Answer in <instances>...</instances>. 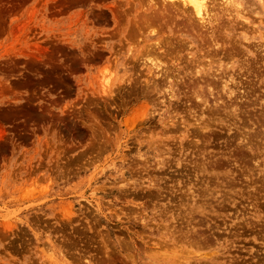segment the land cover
<instances>
[{"label": "rangeland", "instance_id": "rangeland-1", "mask_svg": "<svg viewBox=\"0 0 264 264\" xmlns=\"http://www.w3.org/2000/svg\"><path fill=\"white\" fill-rule=\"evenodd\" d=\"M217 1L209 3L215 8ZM163 3L0 0V264H181L183 257L182 264H264V157L260 163L250 158L242 139L244 122L253 118L263 129L258 137L264 136V0H243L238 11L208 4L212 14L197 17L208 21L204 28L189 7L178 3V14L176 5ZM143 18L159 22L146 28ZM169 39L186 46H168ZM152 40L159 46L150 47ZM150 59L168 69L166 75L145 65ZM177 64L196 65L193 71L209 73L212 81L221 78L202 91L221 106L201 117L195 107L198 118L189 114L190 93L173 76ZM234 99L242 104L231 106ZM258 175L260 184H251Z\"/></svg>", "mask_w": 264, "mask_h": 264}, {"label": "bare ground", "instance_id": "bare-ground-1", "mask_svg": "<svg viewBox=\"0 0 264 264\" xmlns=\"http://www.w3.org/2000/svg\"><path fill=\"white\" fill-rule=\"evenodd\" d=\"M140 1H142V2L144 1V3H145V0H140ZM147 1H148V2H149V1H152V2H153V0H147ZM154 1H160L161 3L164 2L165 4H168V3H169L168 5H165V4L163 3V5L168 6V7L171 6L170 4H172V5L174 4L173 6L175 7V5H176L175 9H176L177 12H178V10H179L180 8L183 7V5H185V6H187V7L190 8V10L192 11V12H191L192 14H195V15H196V18H195V19H194L195 16H193V18H191V19H193V20H195V21H196V20H198V21H200V20H204V19H205V14L207 13V11L209 10V13H211V12H210V9L213 10L212 8H214V7H212L211 4H210V3H213V5H214V2H212V0H154ZM213 1H214V0H213ZM215 1H216V0H215ZM209 2H210V3H209ZM178 3H180V6H181V4H182L181 7L178 5L180 8L177 7V4H178ZM219 3H220V4H223L222 6H225V7H228V8H229V7H234V8L236 9L237 7H240V6H241V4L243 3V0H219ZM219 3H218V1L215 2L216 5L219 4ZM146 4H147V2H146ZM146 4H145V5H146ZM153 4H155V3H153ZM208 4H210L209 6H211V8L209 7L210 9L207 8ZM155 5H156V4H155ZM169 5H170V6H169ZM216 5H215V8L217 7ZM142 6H143V5H142ZM146 6H148V5H146ZM150 6H151V5H150ZM152 6H153V5H152ZM159 6L163 9V7H162L161 5H159ZM148 7H149V6H148ZM154 7H155V6H154ZM168 7H166V8H168ZM187 7H186V8H187ZM220 7H221V5H220ZM140 8H141V7H140ZM140 8H139V9H140ZM150 8H152V7H150ZM155 8H156V7H155ZM164 8H165V7H164ZM166 8H165V9H166ZM171 8H172V6H171ZM171 8H169V9H171ZM189 8H188V10H189ZM215 8H214V9H215ZM159 9H160V8H159ZM165 9H164V10H165ZM222 9H223V7H222ZM232 9H233V8H232ZM141 10H142V8H141ZM166 10H168V9H166ZM188 10H187V11H188ZM190 10H189V11H190ZM216 10H217V9H216ZM225 10H226V8H225ZM227 10H228V9H227ZM236 10H237V9H236ZM238 10H239V8H238ZM238 10H237V11H238ZM149 11H150V10H149ZM154 11L157 12L158 9H157V11H156V10H154ZM168 11H169V10H168ZM168 11H167V12H168ZM181 11H182V10H181ZM219 11H220V10H219ZM231 11H232V10H231ZM241 11H242V10H241ZM151 12H152V9H151ZM151 12H150V13H151ZM167 12H166L165 15H164V14H162V13H164V12L161 11L160 15L162 14V16L165 17L166 15L169 14V13H167ZM174 12H175V10H173L172 13L174 14ZM212 12H213V11H212ZM172 13L170 12L171 16H172ZM182 13H183V12H182ZM186 13H187V12H186ZM178 14H180V13L178 12ZM183 14H184V13H183ZM183 14H181V16H182ZM211 14H212V13H211ZM141 15H142V14H140V16H141ZM148 15H149V14H148ZM150 15H151V14H150ZM150 15H149V16H150ZM154 15H156V13H155ZM188 15H190V14H188ZM197 15H198V16H197ZM207 15H208V14H206V17H207ZM233 15H234V14H233ZM157 16H158V20L160 19L159 17H162V16H159V14H157ZM163 17H162V18H163ZM169 17H170V15L167 16L166 20H167ZM189 17H191V16H188V18H189ZM197 17H199L200 20L197 19ZM208 17H209V16H208ZM234 17H235V16H234ZM151 18H154V17L151 15V16H150V19H151ZM170 18H171V17H170ZM174 18H175V17H174ZM180 18H181V17H179V19H180ZM210 18H211V17H210ZM210 18H209V19H210ZM143 19L145 20L146 18H143ZM156 19H157V18H156ZM156 19H155V20H156ZM164 19H165V18H164ZM171 19H172V18H171ZM176 19H177V18H176ZM176 19H175V20H176ZM213 19L215 20V18H213ZM144 20H142V21H143V24H144ZM151 20H152V19H151ZM155 20L153 19V22L151 21L150 24H151V23H154ZM158 20H156V21H158ZM169 20H170V19H169ZM181 20H182V19H181ZM245 20H246V19H245ZM147 21H148V18L146 19V22H145L146 24H148V26L146 25L145 27H146V28H149V27L151 28V26H149L150 24L147 23ZM164 21H165V20H164ZM172 21H173V19H172ZM187 21H188V20H187ZM195 21H192V22H191V20H190V21H189V22H190L189 24H191V23H192L193 25L195 24L194 28L196 27V28L198 29L199 27H197V26H199V25H196V24H198V23H194ZM158 22H159V21H158ZM167 22L169 23L168 20H167ZM167 22H166V23H167ZM179 22H180V21H178V23H179ZM200 22H201V21H200ZM202 22L205 23V22H208V21H202ZM202 22H201V23H202ZM174 23L176 24V21H175ZM178 23H177V24H178ZM180 23H182V21H181ZM184 23H185V22H184ZM154 24H155V23H154ZM189 24H188V25H189ZM141 25H142V22H141ZM151 25H153V24H151ZM156 25H157V24H156ZM156 25H155V26H156ZM161 25H162V24H161ZM185 25H186V24H185ZM185 25H183V23H182V25H180V26L183 27V26H185ZM203 25H204V24L202 23V27H203ZM223 25H224V24H223ZM158 26H159V25H158ZM166 26H167V25H166ZM180 26H179V27H180ZM204 26L206 27V25H204ZM145 27H142V28H145ZM174 27H175V26H174ZM189 27H190V25H189ZM202 27H201V24H200V28H202ZM146 28H145V29H146ZM153 28H154V25H153V27H152L151 29H153ZM183 28H184V27H183ZM196 28H195V29H196ZM203 28H204V27H203ZM179 29H180V28H179ZM179 29H178V30H179ZM189 29H190V28H189ZM143 30H144V29H143ZM175 30H176V31H175ZM190 30H191V29H190ZM198 30H199V29H198ZM203 30H204V29H203ZM174 31L177 32V29H174L173 32H174ZM200 31H202V30H200ZM204 31H205V30H204ZM204 31H202L203 34L205 33ZM145 32H146V30H145ZM148 32H151V31H148ZM162 32H163V31H162ZM173 32H172V33H173ZM188 32H189V31H188ZM191 32H192V31H191ZM191 32H190V33H191ZM196 32H197V31H196ZM206 32H207V30H206ZM207 33H208V32H207ZM207 33H205V34L207 35ZM173 34H174V33H173ZM192 34H193V33H192ZM197 34H199V32H198ZM209 35H210V34H209ZM209 35H208V36H209ZM175 36H176V35H175ZM201 36L204 37V35H201ZM146 37H147V36H146ZM170 37H172V36H170ZM170 37H169V38H170ZM210 37H211V36H210ZM144 38H145V37H144ZM177 38H178V37H177ZM185 38H187V37H185ZM204 38H205V37H204ZM166 39H168V38H166ZM146 40H147V39H146ZM157 40H158V38H157ZM159 40H160V39H159ZM169 40H170V39H169ZM177 40H178V39H177ZM152 41H153V42H151V41L148 42V43L150 44V47H151V45H155V46L157 47L158 42L156 41L155 44H154V40H152ZM180 41H181V40H180ZM184 41H185V40H184ZM187 41H188V39H187ZM146 42H147V41H146ZM166 42H167V41H166ZM190 42H191V41H190ZM207 42H208V41H207ZM211 42H212V40H211ZM211 42H208V43H211ZM152 43H153V44H152ZM156 43H157V45H156ZM169 43L172 44L174 47L177 46V45H178L177 47H179V45H181V43H184V45L186 46L185 42H181V43L179 42V44L176 45V43H177V41H176V42H175V45H174V43L170 40V42H168V46H171V45H169ZM187 43H188V42H187ZM193 43H194V42H193ZM236 43H237V42H236ZM166 44H167V43H166ZM204 44H205V43H204ZM205 45H206V44H205ZM211 45H212V44H211ZM155 46H152V47H155ZM158 46H159V45H158ZM173 46H171V47H173ZM207 46H208V44L206 45V47H207ZM156 47H155V48H156ZM171 47H170V49H171ZM180 47H181V46H180ZM182 47H183V46H182ZM208 47H209V46H208ZM184 48H185V47H184ZM187 48H188V47H187ZM189 48H190V47H189ZM191 48H192V47H191ZM147 49H148V48H147ZM160 49H161V48H160ZM168 49H169V48H168ZM170 49H169V51H170ZM181 49H182V48H180V50H181ZM209 49H210L209 51H211V50H213L214 48H212V49L209 48ZM166 50H167V49H166ZM216 50H217V49H216ZM132 51H133V49H132ZM145 51H146V50H145ZM163 51H164V50H163ZM163 51H162V52H163ZM174 51H175V49H174ZM200 51H201V50H200ZM203 51H204V50H203ZM218 51H219V50H218ZM138 52H139V51H138ZM138 52H137V53H138ZM179 52H180V51H179ZM212 52H213V51H212ZM160 53H161V52H160ZM166 53H167V52H165V54H166ZM171 53H173V51H172ZM171 53H170V54H171ZM176 53H177V52H176ZM176 53H175V54H176ZM183 53H184V52H183ZM207 53H208V51L206 52V54H207ZM209 53H210V52H209ZM209 53H208V54H209ZM218 53H219V52H218ZM144 54H145V53H144ZM163 54H164V52H163ZM168 54H169V53H168ZM189 54H190V53H189ZM189 54H188V55H189ZM208 54H207V55H208ZM210 54H214V52H213V53H210ZM215 54H217V53H215ZM129 55H130V54H129ZM184 55H185V54H184ZM184 55H183V57H184ZM218 55H219V54H218ZM137 56H138V55H137ZM155 56H157V55H155ZM174 56H175V55H174ZM185 56H186V55H185ZM193 56H194V55H193ZM210 56H211V55H210ZM214 56H215V55H214ZM175 57H176V56H175ZM183 57H180V59H181V58L183 59ZM191 57H192V56H191ZM197 57H198V56H197ZM206 57H207V56H206ZM149 58H150V57H149ZM151 58H152V57H151ZM156 58H157V57H156ZM171 58H172V57H171ZM134 59H135V58H134ZM142 59H143V58H142ZM154 59H155V58H154ZM172 59H173V58H172ZM180 59H179V60H180ZM184 59H185V58H184ZM186 59H187V60H186L187 63H188V62H192V63H193V61H194L192 58H191V59H190V58H186ZM202 59H203V58H202ZM208 59H209V58H208ZM214 59H215V58H214ZM144 60H145V57H144ZM150 60H151V62H150V61H147V62H149V64H147L146 62H144L145 65H148V67L152 68V67H153L152 65L154 64L155 68L158 66V68H157V69H158V70H157L158 73H161V74H163V75H164V74L166 75L168 69H166V68H165V69H162L161 66H160V68H159V65H160L159 63H158L159 65H157L155 60H154L155 62H152V59H150ZM186 61H185V62H186ZM196 61H197V60H196ZM218 61H220V60H218ZM174 62H175V59H174ZM185 62H184V63H185ZM197 62H198V61H197ZM205 62H207V60H205ZM205 62H204V63H205ZM210 62H212V60H211ZM187 63H186V64H187ZM208 63H209V62H208ZM215 63H216V62H215ZM140 64L143 65L142 62H141ZM173 64H174V63H173ZM194 64H197V65H198L199 63H196V62H195ZM167 65H168V64H167ZM177 65H178V64H177ZM177 65H176V66H177ZM179 65H180V64H179ZM179 65H178V67H176L177 73H176V70H175V73H176V74H173V76L175 75V76L177 77V78L175 77V80L178 79V82L176 81V83H177L178 86H179L178 88H180V87H181V88L186 87V88L188 89V92L190 93V94H189V97L187 98V102L190 101V102L188 103V105H187V109H188L189 111H191V110H193V111H192V112H189V114L192 113L191 115H192L194 118H198L197 115H196L197 112H196V110L194 109L195 107H198V106H199V112H198L197 114L201 117L202 114L205 113L204 111H206V113H209L207 110H211V108H213V107H216V108H217V106H221V104H219V102H217V101L215 100V99L217 98V96H216V98H214V97L212 96V98H211L212 100H211L209 97H207V95L203 94V92H202L203 90H206V89H207V88H204V89H203L204 86L211 85V82H210L211 79H210V78H211L212 76H210V78H209V77H208V75H210L209 73H200V72H199L200 69H197V70L193 71L194 68L196 69V67H195L196 65L194 66L193 64H191L190 67H188L189 63H188L187 66H184V64H183V65L180 67ZM205 65H206V64H205ZM205 65H204V66H205ZM143 66H144V65H143ZM164 66H165V65H164ZM263 66H264V64H263ZM165 67H166V66H165ZM163 68H164V67H163ZM167 68H169V67L167 66ZM200 68H201V67H200ZM173 69H174V68H173ZM203 69H204V68H203ZM146 70H147V69H146ZM154 70H155V69H154ZM189 70H190V71H189ZM216 70H217V69H216ZM224 70H225V69H224ZM157 71H156V73H157ZM204 71H205V70H204ZM229 71H230V70H229ZM229 71H227V72H229ZM262 71H263V70H262ZM146 72H147V71H146ZM151 72H152V71H151ZM205 72H206V71H205ZM212 72H213V71H212ZM220 72H221V71H220ZM156 73H155V74H156ZM158 73H157V74H158ZM186 73L188 74L187 80L184 79V77H185L184 74H186ZM191 73L194 74V75L197 74V73H199V74H197V77H194L193 75H191ZM213 73H214V72H213ZM232 73H233V72H232ZM161 74H160V75H161ZM168 74H171V73H168ZM215 74H216V73H215ZM215 74H213V75H215ZM218 74H219V73H218ZM218 74L215 75V76L217 77ZM221 74H222V72H221ZM226 74H227V73H226ZM258 74H259V73H258ZM263 74H264V73H263ZM147 75H148V73H147ZM171 75H172V74H171ZM219 75H220V74H219ZM227 75H228V74H227ZM227 75H226V76H227ZM233 75H234V73H233ZM226 76H223V78L225 77V79H226ZM231 76H232V75H231ZM231 76H229V77H230V78H233V76H232V77H231ZM146 77H147V76H146ZM146 77H145V78H146ZM159 77H160V76H159ZM159 77H158V78H159ZM161 77H162V76H161ZM171 77H172V76H171ZM220 77H222V76H220ZM227 77H228V76H227ZM229 77H228V79H226V80L229 81V80H230ZM153 78H154V77H153ZM155 78H156V77H155ZM165 78H166V77H165ZM173 78H174V77H173ZM218 78H219V77H218ZM256 78H257V77H256ZM166 79H167V78H166ZM212 79H213V77H212ZM153 80H154V79H153ZM153 80H152V83L154 82ZM160 80H161V79H160ZM160 80H159V81H160ZM217 80H218V79H217ZM217 80H215V81H217ZM220 80H221V78H220ZM220 80H218V81H220ZM226 80H223V81L225 82L224 85H227V83H226L227 81H226ZM233 80H234V79H233ZM144 81H145V80H144ZM146 81H147V79H146ZM164 81H165V79H164ZM211 81H212V80H211ZM213 81H214V80H213ZM213 81H212V82H213ZM215 81H214V82H215ZM218 81H217V83H218ZM223 81H222V82H223ZM147 82H148V81H147ZM209 82H210V83H209ZM232 82H233V81H232ZM165 83H167V82H165ZM173 83H174V82H173ZM234 83H235V82H234ZM150 84H151V83H150ZM158 84H159V86H160V83H158ZM158 84H157V85H158ZM161 84H162V83H161ZM213 84H214V85H213ZM213 84H212V87L216 85L215 83H213ZM143 85H146V84L144 83ZM148 85H149V84H148ZM151 85H152V84H151ZM186 85H188V86H186ZM195 85H196V86H195ZM228 85H230V83H229ZM259 85H260V84H259ZM163 86H164V85H163ZM165 86H166V85H165ZM262 86H263V85H262ZM148 87H149V86H148ZM160 87H161V86H160ZM167 87H168V85H167ZM208 87H209V86H208ZM212 87H211V88H212ZM215 87H216V86H215ZM221 87H223V86H220V88H221ZM228 87H229V86H228ZM228 87H227V88H228ZM230 87H231V85H230ZM218 88H219V87H218ZM225 88H226V87H225ZM165 89H166V87H165ZM168 89H169V88H168ZM221 89H222V88H221ZM230 89H232V87H231ZM244 89H245V88H244ZM248 89H249V88H248ZM258 89H259V88H258V86H257L256 90H258ZM260 89H261V88H260ZM166 90H167V89H166ZM184 90H185V89H184ZM210 90H211V89H210ZM223 90H224V89H223ZM167 91H168V90H167ZM182 91H183V90H182ZM225 91H227V89H226ZM242 91H243V90H242ZM259 91H262V90H259ZM186 92H187V91H185V94H187ZM204 92H206V91H204ZM209 92H211V91H209ZM212 92H213V91H212ZM227 92L230 93L229 90H228ZM255 92H256V91H255ZM169 93H170V92H169ZM178 93H179V92H178ZM180 93H181V92H180ZM229 93H228V94H229ZM237 93H238V92H237ZM245 93H246V92H245ZM245 93H244V94H245ZM251 93H252V92H251ZM251 93H250V97H251V95H252L254 92H253L252 94H251ZM210 94H211V93H210ZM216 94H217V93H216ZM233 94H234V93H233ZM261 94H263V93H260L259 95H261ZM165 95H166V94L164 93V96H165ZM167 95H168V94H167ZM208 95H209V94H208ZM211 95H212V94H211ZM211 95H210V96H211ZM224 95H225V94H224ZM239 95H241V94H239ZM245 95H247V94H245ZM253 95H254V94H253ZM160 96H161V95H160ZM183 96H184V95H183ZM190 96H193V98L195 97L194 99H195L197 102L194 103L195 100L193 99V100H192L193 103H191ZM242 96H243V95H241V97H240V96H239V97L242 99ZM262 96H263V95H262ZM218 97H221V96H218ZM231 97H232V96H231ZM231 97L229 96L228 99H231ZM254 97H255V96H254ZM257 97H258V96H257ZM161 98H162V97H161ZM165 98H166V96H165ZM184 98H185V97H184ZM232 98H234V97H232ZM236 98H237V97H236ZM240 98H239V99H240ZM251 98H252V97H251ZM261 98H262V97H261ZM169 99H170V98H169ZM180 99H181V98H180ZM217 99H218V98H217ZM219 99H220V98H219ZM222 99H225V97L223 98V95H222ZM228 99H227V100H228ZM227 100H226V101H227ZM232 100H233V99H232ZM236 100H237V99H234V101H232V102L230 103V105L232 106V103H234V102H236L235 104H239V103L242 104L241 100H237L238 102L240 101L239 103H237ZM242 100L244 101V98H243ZM246 100L249 101V100H248V97H247ZM165 101H166V100H165ZM174 101H175V100H174ZM179 101H181V100H179ZM252 101H254V100L251 99V102H250L251 104H252ZM161 102H162V101H161ZM172 102H173V100H172ZM184 102H185V101H184ZM187 102H186V103H187ZM228 102H229V101H228ZM258 102H259V100H258ZM262 102H263V101H261V103H262ZM164 103H165V102H164ZM250 103H249L248 106H251ZM253 103H254V102H253ZM225 104H227V103H225ZM225 104H224V105L222 104V105L225 106V108H226V105H225ZM235 104H233V105H235ZM244 104L246 105L245 102H244ZM254 104H256V103H254ZM254 104H252V105H254ZM257 104H258V103H257ZM230 105H229V106H230ZM167 106H168V105H167ZM229 106H228V107H229ZM231 106H230V107H231ZM243 106H244V105H243ZM243 106H242V107H243ZM260 106H261V105H260ZM236 107H237V106H236ZM238 107H239V106H238ZM240 107H241V106H240ZM252 107H253V106H252ZM262 107H263V106H262ZM262 107H261V108H262ZM222 108H223V107H222ZM222 108H221V109H222ZM232 108H234V107H232ZM248 108H249V107H248ZM179 109H180V108H179ZM237 109H238V108H237ZM246 109H247V108H246ZM254 109H256V108H254ZM259 109H260V108H259ZM262 109H263V108H262ZM262 109H260V112H261ZM177 110H178V109H177ZM231 110H232V109H231ZM235 110H236V109H235ZM238 110L243 111V110L240 109V108H239ZM244 110H245V109H244ZM178 111H179V110H178ZM197 111H198V110H197ZM213 111H216L215 108H214V110H212V113H214ZM226 111H227V110H226ZM248 111H250V112L252 113L251 109L248 110ZM248 111H246V112L249 114ZM254 111H255V110H254ZM254 111H253V112H254ZM181 112H182V111H181ZM216 112H217V111H216ZM216 112H215V113H216ZM230 112H231V111H230ZM233 112H234V111H233ZM238 112H239V111H238ZM244 112H245V111H244ZM244 112H243L242 114H244ZM218 113H220V112H218ZM221 113H222V112H221ZM221 113H220V114H221ZM223 113H224V112H223ZM225 113H226V112H225ZM225 113H224V114H225ZM258 113H259V111H258ZM181 114H183V113H181ZM187 114H188V113H187ZM226 114H227V113H226ZM226 114H225V115H226ZM177 115H178V114H177ZM217 115L219 116V114H217ZM217 115H216V116H217ZM228 115H230V113H229ZM228 115H227V116H228ZM237 115H238V114H237ZM239 115H240V114H239ZM251 115H252V114H249V118H250V120H253V119H254V120L252 121V124L250 123L251 125H250V124L248 125L247 122H244V126H245L246 129L243 130V131H245V132H242V133H244V134H243L244 136H242V139H243V137H244V139H245V142L243 143V145H245L246 148L248 147L249 150H251V156H249V157L252 158L253 160H255V162H258L259 158H263V157H264V136L262 135L263 133L261 134V137H258L259 132H262L263 129L261 128L262 131L259 130V129H260L259 124L256 123L255 118L252 119V116H253V115H252V116H251ZM261 115H262V112H261V114L259 113V115L257 114V116H261ZM175 116H176V115H174V117H175ZM182 116H183V115H182ZM206 116H207V115H206ZM209 116H210V115H209ZM240 116H243V115H240ZM244 116H246V115L244 114ZM244 116H243V117H244ZM257 116H256V117H257ZM183 117H184V116H183ZM211 117H212V116H211ZM225 117H226V116H225ZM230 117H231V115H230ZM243 117H242V118H243ZM261 117H262V116H261ZM177 118H178V117H177ZM177 118H175V119H177ZM214 118H215V117H214ZM214 118H213V119H214ZM217 118H218V117H217ZM228 118H229V117H228ZM231 118H232V117H231ZM235 118H236V116H235ZM258 118H260V117H258ZM186 119H187V117H186ZM199 119H200V118H199ZM229 119H230V118H229ZM232 119H233V118H232ZM236 119H237V118H236ZM243 119H245V117H244ZM167 120H168V119H167ZM195 120H197V119H195ZM230 120H231V119H230ZM241 120H242V119H241ZM246 120H247V119H246ZM248 120H249V119H248ZM259 120H263V119L260 118ZM259 120H258V121H259ZM168 121H170V120H168ZM172 121H174V120H172ZM172 121H171V122H172ZM176 121H177V120H176ZM176 121H175V122H176ZM211 121H212V120H211ZM224 121H225V120H224ZM233 121H234V123L237 122V121H235V119H234ZM238 121H239V120H238ZM166 122H167V121H166ZM179 122H181V120H180ZM179 122H178V123H179ZM188 122H189V121H188ZM196 122H197V121H196ZM207 122H208V121H207ZM226 122H227V121H226ZM167 123H170V122H167ZM209 123H210V122H209ZM230 123H231V122H230ZM234 123H233V124H234ZM242 123H243V121H242ZM242 123H241L240 125H242ZM255 123H256V124H255ZM261 123H262V121L260 122V124H261ZM170 124H171V123H170ZM173 124H174V123H173ZM179 124H180V123H179ZM193 124H194V123H193ZM225 124H226V123H225ZM227 124H228V123H227ZM263 124H264V123H263ZM202 125H203V124H202ZM177 126H178V125H177ZM192 126H193V125H192ZM192 126H191L192 129H193V127H194V128L196 127V125L193 126V127H192ZM242 126H243V125H242ZM260 126H263V125H260ZM175 127H176V125H175ZM178 127H179V126H178ZM182 127H183V126H182ZM208 127H209V126H208ZM228 127H229V126H228ZM231 127H232V125H231ZM240 127H241V126H240ZM240 127H239V128H240ZM186 128H187V127H186ZM205 128H206V127H205ZM229 128H230V127H229ZM233 128H234V130L236 129V127H233ZM242 128H243V127H242ZM242 128H241V129H242ZM179 129H180V128H179ZM187 129H188V128H187ZM195 129H197V127H196ZM195 129H194V130H195ZM241 129H240V130H241ZM189 130L191 131V129H189ZM201 130H203V129L201 128ZM201 130H200V131H201ZM207 130H208V129H207ZM207 130H206V131H207ZM195 131H196V130H195ZM206 131H204V132H206ZM237 131H238V129H237ZM204 132H203V133H204ZM191 133H193V132H191ZM193 134H194V135H193ZM193 134H191V136H193V138H195V137H194V136H195V132H194ZM189 135H190V134H189ZM197 135H198V134H197ZM197 135H196V137H200V136H199L200 133H199L198 136H197ZM208 135H209V134H208ZM233 135H235V131H234V134H233ZM236 135H237V134H236ZM201 136H204V135L202 134ZM206 136H207V135H206ZM240 136H241V135H240ZM238 137H239V135H238ZM257 138H261V139H257ZM190 139H191V140H190ZM190 139H188V140H190L189 142H191V141L194 140V139H192V137H191ZM197 140H198V139H197ZM235 141H236V140H235ZM238 145H240V144H237V146H238ZM243 145H242V146H243ZM242 146H240L239 150L244 151V150H242V149H243L245 146H244V147H242ZM238 147H239V146H238ZM241 147H242V148H241ZM244 149H245V148H244ZM247 150H248V149H247ZM246 152H247V151H244L243 153L245 154ZM240 153L242 154V156H244L242 152H239V157L241 156ZM248 155H249V154H248ZM207 157H208V156H207ZM246 157H247V156H246ZM240 158H244V157H240ZM252 159H251V160H252ZM248 160H250V159H247L246 161H248ZM263 160H264V159H263ZM240 161H241V160H240ZM243 162H245V161H243ZM252 162H253V161H252ZM252 162L250 161L249 163L252 164ZM258 163H260V162H258ZM244 164H246V162H245ZM247 164H248V163H247ZM251 164H250V165H251ZM255 164H257V163H255ZM248 165H249V164H248ZM250 165H249L248 168H250ZM259 165H261V164H259ZM239 166H240V164H239ZM251 166H255V165H251ZM243 167H244V166H243ZM245 167H246V166H245ZM256 167H257V166H256ZM228 168H229V167H228ZM251 168H252V167H251ZM251 168H250V169H251ZM253 168H255V167H253ZM261 168H262V165H261ZM263 168H264V167H263ZM263 168H262V169H263ZM231 169L233 170V168H231ZM244 169H245V168H244ZM244 169H243V170H244ZM262 169H261V170H262ZM243 170H242V171H243ZM258 170H259V169H258ZM261 170H260V171H261ZM229 171H230V170H229ZM252 171H254V169H253ZM263 171H264V170H263ZM231 172H232V171H231ZM233 172H234V171H233ZM245 172H246V171H245ZM250 172H251V171H250ZM227 173H228V172H227ZM227 173H226V174H227ZM239 173H240V172H239ZM246 173H247V172H246ZM252 173H253V172H252ZM262 173H263V172H262ZM231 174H232V173H231ZM263 174H264V173H263ZM228 175H230V174L228 173ZM235 175H236V174H235ZM253 175L255 176V173H253ZM260 175H261V174H260ZM224 176H225V175H224ZM233 176H234V175H233ZM233 176H232V177H233ZM237 176H240V175H238V172H237ZM241 176H242V175H241ZM241 176H240V177H241ZM246 176H248V175L246 174ZM251 176H252V175H251ZM261 176H262V175H261ZM243 177H244V176H243ZM256 177H257V178H256ZM256 177H255V179L252 178V182H251V184H252V183L254 184L255 181H258V182H259V181H262V178L259 177V175L256 176ZM234 178H235V177H233V179H234ZM246 179H247V178H246ZM223 180H224V179H223ZM230 180H231V179H230ZM241 180H242V179H241ZM244 180H245V179H244ZM237 181H238V180H237ZM239 181H240V180H239ZM247 181H249V180H247ZM218 182H219V181H218ZM223 182H224V181H223ZM225 182H226V181H225ZM230 182H231V181H229V182H227V183H228V184H231L232 182H231V183H230ZM244 182H245V181H244ZM244 182H243V183H244ZM258 182H257V184H258ZM221 183H222V182H221ZM235 183H236V182H235ZM240 183H241V182H239L238 186H240ZM262 183H263V182H262ZM232 184H234V183H232ZM236 184H237V183H236ZM259 184H260V182H259ZM263 184H264V183H263ZM221 185H222V184H221ZM202 186H203V185H202ZM205 186H207V185H205ZM227 186H228V185H227ZM232 186H233V185H232ZM232 186H231V187H232ZM244 186H246V184H245ZM260 186H261V185H260ZM222 187H223V186H222ZM234 187H235V185H234ZM246 188H247V186H246ZM248 188H249V187H248ZM257 188H258V187H257V185H256V189H257ZM195 189H196V188H195ZM214 189H216V188H214ZM214 189H213V190H214ZM231 189H232V188H231ZM238 189H239V187H238ZM241 189H242V188H241ZM198 190H199V189H198ZM224 190H225V189H224ZM232 190H233V189H232ZM234 190H235V189H234ZM249 190H250V189H249ZM263 190H264V189H263ZM193 191H194V190H193ZM219 191H220V189H219ZM253 191H254V190H253ZM258 191H259V190H258ZM208 192H209V191H208ZM239 192H240V191H239ZM255 192H256V191H255ZM255 192H254V193H255ZM215 193H217V192H215ZM224 193H225V192H224ZM229 193H230V192H229ZM229 193H228V194H229ZM244 193H245V192H244ZM219 194H221V193H219ZM256 194H257V193H256ZM262 194H263V193H262ZM188 195H189V194H188ZM221 195H222V194H221ZM232 195H233V194H232ZM245 195H246V194H245ZM245 195H244V196H245ZM248 195H249V194H248ZM251 195H252V194H251ZM253 195H254V194H253ZM263 195H264V194H263ZM223 196H224V195H223ZM255 196H256V195H255ZM259 196H260V194H259ZM181 197H182V196H181ZM190 197H191V196H190ZM236 197H237V196H236ZM248 197H249V196H248ZM257 197H258V195H257ZM226 198H227V197H226ZM263 198H264V197H263ZM191 199H192V198H191ZM205 199H206V197H205ZM207 199L209 200V197H208ZM237 199H238V197H237ZM242 199H244V197H243ZM210 200L212 201V199H210ZM210 200H209V202H210ZM230 200H231V199H230ZM239 200H240V199H238V201H239ZM248 200H250V198H249ZM257 200H258V199H257ZM181 201H182V200H181ZM204 201H205V200H204ZM228 201H229V200H228ZM240 201H241V200H240ZM185 202H186V201H185ZM218 202H219V201H218ZM218 202H217V203H218ZM255 202H256V201H255ZM186 203H187V202H186ZM222 203H223V202H222ZM222 203H221V204H222ZM253 203H254V202H253ZM214 204H215V203H214ZM246 204H247V203H246ZM254 204H255V203H254ZM258 204H259V203H258ZM263 204H264V203H263ZM263 204H262V205H263ZM222 205H224V204H222ZM226 205H227V203H226ZM226 205H224V207H225ZM237 205H238V204H237ZM242 205H243V204H242ZM232 206H233V205H232ZM257 206H258V205H257ZM259 206H261V205H259ZM181 207H182V206H181ZM214 207H216V206H214ZM217 207H219V205H217ZM220 207H221V206H220ZM226 207H227V206H226ZM228 207H229V206H228ZM251 207H252V206H251ZM262 207H264V205H263ZM247 208H248V207H247ZM224 209H225V208H224ZM239 209H240V207H239ZM251 209H252V208H251ZM261 209H262V208H261ZM196 210H197V209H196ZM208 210H210V209H208ZM234 210H235V208H234ZM248 210H250V209H248ZM228 211H230V209H229ZM240 211H241V210H240ZM242 211H243V210H242ZM250 211H251V210H250ZM252 211H253V210H252ZM201 212H202V211H201ZM203 212H204V211H203ZM232 212H233V211H232ZM234 212H235V211H234ZM190 213H191V212H190ZM210 213H212V212H210ZM228 213H229V212H228ZM246 213H247V211H246ZM263 213H264V212H263ZM204 214H205V213H204ZM206 214H207V213H206ZM214 214H215V213H214ZM231 214H232V213H231ZM193 215H195V214H193ZM226 215H227V214H226ZM248 215H250V214H248ZM251 215H252V214H251ZM188 216H189V215H188ZM190 216H191V218H192V215H190ZM198 216H199V215H198ZM210 216H211V214H210ZM201 217H202V216H201ZM246 217H247V215H246ZM253 217H254V216H253ZM263 217H264V216H263ZM185 218H186V217H185ZM185 218L183 217V219H185ZM211 218H212V216H211ZM170 219H171V218H170ZM180 219L182 220V217H181ZM180 219H179V220H180ZM206 219H207V218H206ZM212 219H213V218H212ZM248 219H249V218H248ZM256 219H257V218H256ZM197 220H199V218H198ZM197 220H195V222H196ZM204 220H205V219H204ZM238 220H239V218H238ZM238 220H237V221H238ZM246 220H247V219H246ZM251 220H252V219H250L249 221H251ZM259 220H260V219H259ZM223 221H224V220H223ZM230 221H231V220H230ZM239 221H240V220H239ZM252 221H253V220H252ZM257 221H258V220H257ZM179 222H181V221H179ZM195 222H194V223H195ZM198 222H200V221H198ZM202 222H204V221H202ZM208 222H209V221H208ZM235 222H236V221H235ZM261 222H262V221H261ZM261 222L258 221L259 224H260ZM177 223H178V222H177ZM181 223H182V222H181ZM219 223H220V222H219ZM219 223H218V224H219ZM224 223H226V222H224ZM227 223H228V222H227ZM240 223H242V221H240ZM263 223H264V222H263ZM263 223H261V224H263ZM161 224H162V223H161ZM174 224H175V223H174ZM174 224H173V225H174ZM178 224H179V223H178ZM196 224H197V223H196ZM256 224H257V223H256ZM176 225H177V224H176ZM180 225H181V224H180ZM183 225H185V224H183ZM183 225H182V227H183ZM187 225H189V223H188ZM202 225H204V224L202 223ZM212 225H213V224H212ZM230 225H231V224H230ZM247 225H248V223H247ZM249 225H250V224H249ZM206 226H207V225H206ZM222 226H223V225H222ZM241 226H242V224H241ZM243 226H244V225H243ZM243 226H242V227H243ZM254 226H255V224H254ZM257 226H258V225H257ZM260 226H261V225H260ZM260 226H259V229L262 227V226H261V227H260ZM166 227H168V226H166ZM182 227H181V228H182ZM187 227H188V226H187ZM225 227H226V226H225ZM228 227H229V226H228ZM228 227H226V228H228ZM238 227H239V226H238ZM246 227H247V226H246ZM255 227H256V226H255ZM189 228H190V227H189ZM207 228H208V227H207ZM211 228H212V227H211ZM220 228H221V227H220ZM223 228H224V227H223ZM223 228H222V229H223ZM230 228H231V227H230ZM248 228H249V227H248ZM166 229H167V228H165V230H166ZM191 229H192V228H191ZM202 229H203V228H202ZM202 229H201V232L203 231ZM208 229H209V228H208ZM217 229H218V228H217ZM244 229H246V228H244ZM244 229H242L243 232H244ZM254 229L256 230L257 228H254V227H253V230H254ZM167 230H169V229H167ZM175 230H177V229H175ZM198 230H199V229H198ZM210 230H211V229H210ZM227 230H228V229H227ZM229 230H230V229H229ZM229 230H228V231H229ZM249 230H251V229L249 228ZM262 230L264 231V228H263ZM170 231H171V230H170ZM196 231H197V229H196ZM207 231H208V230H207ZM222 231H223V230H222ZM247 231H248V230H247ZM247 231H246V232H247ZM260 231H261V229H260ZM163 232H165V231H163ZM168 232H169V231H168ZM199 232H200V231H198V233H199ZM201 232H200V234H201ZM204 232H205V231H204ZM204 232H202V234H203ZM212 232H213V231H211V233H212ZM250 232H251V231H250ZM187 233H190V232H187ZM194 233H195V232H194ZM209 233H210V232H209ZM209 233H207V234H209ZM213 233H214V232H213ZM215 233H216V232H215ZM215 233H214V235H215ZM224 233H225V232H224ZM226 233H227V232H226ZM258 233H260V232H258ZM160 234H161V232H160ZM166 234H167V233H166ZM192 234H193V232H192ZM207 234H205V235H207ZM217 234H218V233H217ZM228 234H232V233H228ZM243 234H244V233H243ZM194 235H195V234H194ZM158 236H159V235H158ZM188 236H191V234L188 235ZM196 236H199V234L196 235ZM210 236H211V235H210ZM215 236H216V235H215ZM67 237H68V236H67ZM163 237H164V236H163ZM163 237H162V238H163ZM178 237H180V236H178ZM193 237L196 238L195 236H193ZM208 237H209V236H207V238H208ZM211 237H212V236H211ZM213 237H214V236H213ZM216 237H217V236H216ZM256 237H258V236H257V231H256ZM162 238H161V240H162ZM202 238H203V236H202ZM205 238H206V237H205ZM214 238H215V237H214ZM258 238H259V237H258ZM164 239H165V238H164ZM175 239H176V237H175ZM175 239H174V240H175ZM200 239H201V238H200ZM47 240H48V239H47ZM80 240H81V239H80ZM166 240H167V239H166ZM198 240H199V238H198ZM205 240H206V239H205ZM217 240H218V239H217ZM259 240H260V239H259ZM261 240H262V237H261ZM51 241H52V240H51ZM54 241H55V240H54ZM184 241H185V240H184ZM189 241H190V240H189ZM202 241H203V240H202ZM61 242H63V241L61 240ZM61 242H60V243H61ZM67 242H69V241L67 240ZM71 242H73V241H70V244H71ZM198 242L201 244L200 241H198ZM203 242H204V241H203ZM74 243L77 244L76 241H74ZM74 243H73V244H74ZM163 243H164V242H163ZM172 243H174V242H172ZM185 243H186V242H185ZM189 243H190V242H189ZM196 243H197V242H196ZM49 244H50V243H49ZM64 244H65V243H64ZM73 244H71V246H72ZM182 244H183V243H182ZM260 244H261V243H260ZM263 244H264V243H263ZM81 245H82V244H81ZM108 245H109V244H108ZM123 245H124V244H123ZM161 245H162V244H161ZM164 245H165V244H164ZM166 245H167V243H166ZM166 245H165V246H166ZM175 245L177 246V244H175ZM175 245H174V246H175ZM191 245H192V242H191ZM61 246H62V245H61ZM65 246H66V247H68V246L71 247V246L69 245V243H68V246H67L66 244H65ZM74 246H75V245H74ZM174 246H173V247H174ZM179 246H180V245H179ZM179 246H178V247H179ZM192 246H193V245H192ZM66 247H65V248H66ZM72 247H73V246H72ZM109 247H110V246H109ZM189 247H190V246H189ZM84 248H85V247H84ZM170 248H172L171 245H170ZM249 248H250V247H249ZM90 249H92V248H90ZM90 249H89V250H90ZM93 249H94V248H93ZM187 249H188V248H187ZM62 250H63V249H62ZM175 250H176V249H175ZM175 250H174V252H175ZM65 252H66V250H65ZM65 252H64V254H65ZM84 252H85V251H84ZM178 252H180V251L178 250ZM178 252H177V253H178ZM183 252H185V251L182 250L180 253H183ZM188 252L191 253L189 250H187L186 253H188ZM192 252H193V251H192ZM69 253H70V252H69ZM78 253H79V252H78ZM82 253H83V252H82ZM95 253H96V252H95ZM95 253H94V254H95ZM175 253H176V252H175ZM194 253H195V252H194ZM80 254H81V253H80ZM83 254H84V253H83ZM92 254H93V253H92ZM184 254H185V253H184ZM184 254H183V255H184ZM196 254H197V253H196ZM72 255H73V254H72ZM175 255H176V254H175ZM178 255H179V254H178ZM178 255H177V256H178ZM183 255H182V256H183ZM188 255H189V254H188ZM191 255H192V254H191ZM85 256H86V255H85ZM85 256H84V257H85ZM95 256H96V255H95ZM106 256H107V255H106ZM106 256L104 255V257H106ZM184 256H185V255H184ZM194 256H195V255H194ZM201 256H202V255H201ZM56 257L58 258V256H56ZM56 257H55V258H56ZM66 257H69V256H66ZM75 257H76V255H75ZM75 257H74V258H75ZM77 257H78V256H77ZM81 257H83V255H82ZM81 257H80V258H81ZM97 257H98V256H97ZM100 257H101V259L105 260L104 257H102V256H100ZM100 257H99V259H100ZM178 257H179V259L181 258V256H178ZM191 257H192V256H190V259H191ZM205 257H206V256H205ZM59 258H60V256H59ZM70 258H72V257L70 256ZM74 258H73V259H74ZM78 258H79V257H78ZM80 258H79V259H80ZM186 258H188V257L186 256ZM198 258H199V257H198ZM75 259H77V258H75ZM75 259H74V260H75ZM99 259H96V260L98 261ZM101 259H100V260H101ZM183 259H184V257H183ZM183 259H182V260H183ZM188 259H189V258H188ZM188 259H187V260H188ZM190 259H189V260H190ZM199 259H200V258H199ZM199 259H198V260H199ZM87 260H88V259H87ZM87 260H86V261H87ZM182 260H181V262L183 263V261H184L185 259H184L183 261H182ZM189 260H188V261H189ZM192 260H193V259H192ZM195 260H196V259H195ZM200 260H201V259H200ZM200 260H199V261H200ZM203 260H204V259H203ZM97 261H95V262H97ZM206 261H207V260H206ZM206 261H205V262H206ZM100 262H102V261H100ZM194 262H195V261H194ZM205 262H204V263H205ZM85 263H86V262H85ZM85 263H84V264H85ZM92 263H93V262H92ZM97 263H99V262H97ZM182 263H181V264H182ZM184 263H185V262H184ZM201 263H202V261H201L199 264H201ZM204 263H203V264H204ZM206 263H207V262H206ZM58 264H59V263H58ZM94 264H95V263H94ZM101 264H102V263H101ZM193 264H194V263H193ZM209 264H210V263H209Z\"/></svg>", "mask_w": 264, "mask_h": 264}]
</instances>
